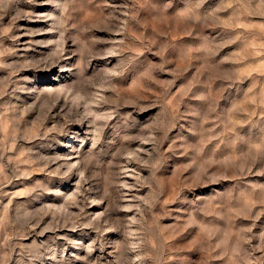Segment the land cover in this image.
I'll list each match as a JSON object with an SVG mask.
<instances>
[{
	"label": "rangeland",
	"instance_id": "obj_1",
	"mask_svg": "<svg viewBox=\"0 0 264 264\" xmlns=\"http://www.w3.org/2000/svg\"><path fill=\"white\" fill-rule=\"evenodd\" d=\"M0 264H264V0H0Z\"/></svg>",
	"mask_w": 264,
	"mask_h": 264
}]
</instances>
